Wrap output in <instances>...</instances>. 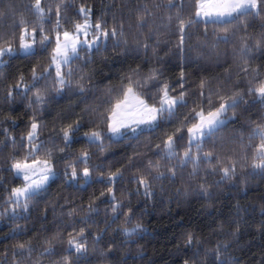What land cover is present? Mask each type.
<instances>
[{"label":"trees","instance_id":"1","mask_svg":"<svg viewBox=\"0 0 264 264\" xmlns=\"http://www.w3.org/2000/svg\"><path fill=\"white\" fill-rule=\"evenodd\" d=\"M66 2L70 7L67 11L62 9L61 16V23L65 28L71 29L73 23L82 19L76 15L79 7H89L92 9L93 18L107 21L109 28L118 26L122 21L124 36L120 39L126 40L127 44L121 43L119 48H114L116 38H110L106 51L102 48L99 53H93L90 61L74 62L72 67L75 74L71 88L66 87L57 93L49 80L46 84L47 103L41 108H28V101L20 97L12 101L5 97L21 74L24 76V82L30 83L33 66H48L51 48L44 51L37 47L35 57L11 59L0 65V127L9 129L17 139L16 145H0V213H3L0 216V264H12V253L15 245L19 243H24L34 250L30 257L19 258L23 264H57L66 256L70 264H184L185 260H188L189 264H192L193 260L195 264H264V179L248 176L250 169L239 172L238 167L239 176L236 180L217 185L219 175L202 170L200 175L205 177L204 181L187 182L179 178L175 183L167 179L155 181L152 183L154 194L147 197L143 194V188L140 192L136 191L138 185L132 175L136 168L128 163L129 158H133L134 163L143 161L145 164L148 160L158 159L156 153L159 150L156 145L161 144L162 147V141L175 132L184 115L200 104L198 85L201 79L210 80L215 87L217 82L227 80L231 76L232 84L224 89L222 95L226 97L232 93V85L236 84L238 79L236 73L240 63L237 55L239 47L243 42L251 45L261 37L264 33V17H249L246 29L239 25H227L230 31L235 30L236 35L230 44H220L216 49L202 47L197 42L204 39L203 24L191 29L193 35L190 39L186 38L185 49L189 60L182 62L176 48L179 38L176 22L173 20L172 24L168 25L166 20L168 15H175V10L170 12L167 9V0ZM32 3L34 0H0V12L4 13L0 18V34H10L13 31V21L20 16L30 23H38L37 18L29 11ZM58 3L59 0H42V6L46 10L53 9L52 23L44 24L46 30L55 26L54 9ZM145 5L153 13L150 23L153 28L158 29L153 33H149L147 28L138 30L135 27L136 12ZM156 5L160 7L157 8ZM191 13L192 5L185 4L181 16L187 19ZM222 27L216 24L208 25L209 42L213 41L214 31L218 32ZM145 43L149 45L147 49L143 47ZM253 56L251 67L258 68L264 76V53L254 52ZM137 67L141 76H147L152 69H158L160 82L170 85L176 83L180 71L183 70L187 81L185 87L189 92L195 93L187 97L188 107L180 109L177 119L172 123L161 122L154 130L142 126L143 134L139 135L138 139L132 138V133H128L129 138L119 142L105 139L103 151L94 144L89 145L87 137L84 136L85 132L100 131L105 136L108 134L107 124L102 122L97 113L109 114L111 105L106 102L109 99V89H115L111 97L114 103L121 88L122 78L130 74V69ZM82 72L90 76V79L86 78L82 82L85 85L83 93L75 86ZM239 87H247L244 74L239 77ZM145 93L155 96V89L149 85ZM148 102L152 104L155 101ZM214 103L218 101L214 99ZM247 108V111L243 108L237 110V121L223 129L220 135L225 141H230L241 132L246 137L250 133L251 121L259 122L264 117V106L257 103L254 106L250 104ZM33 114L41 123L37 142L43 141L52 149V160L60 177L49 182L47 191L30 202L29 212L23 214L27 219L13 220L11 214L5 212L6 208L12 207L8 203V195L12 188L21 186L23 181L14 177L8 170V165L10 158H23L26 154L27 149L19 147V140L21 136L26 135ZM77 120L81 121L80 129L65 151L59 152V148L64 147L60 130ZM12 121H15V124ZM4 139L5 137L0 135V141ZM245 142L247 143V140ZM217 143L219 144V141ZM253 143L258 144L259 140ZM183 144H186V139ZM210 148V144L205 145V151ZM228 148H235L237 152L240 150L235 143H229ZM84 151L91 157L89 167H99L105 174L117 169L123 171L124 179L117 181L113 191L117 201L122 202L121 213L127 214L129 209L132 210L127 223L123 214L113 222L110 210L112 201L107 195L106 184L97 180L83 184L81 180L79 183L83 187H77L76 182L63 178L64 164L68 158L74 159ZM226 153L233 155L228 149ZM248 156V160L242 163L251 164V151ZM234 158L238 159V156ZM82 168L83 165H80V169ZM163 170L162 167L161 171ZM188 170L190 171V167ZM99 174V171L95 172L96 176ZM198 182H206L211 186L210 196L199 194L196 189ZM101 192H105V196L101 197ZM92 201H95L98 212L89 214L88 205ZM73 209L75 214L69 216L68 213ZM89 215L95 222L87 230L90 233L87 253L78 256L75 252L66 251L69 238L67 233L73 226H84L82 221L87 220ZM136 224H140L142 230L132 238H127L123 234V228L130 229ZM17 225L22 231L18 229L13 232ZM237 227L240 231L233 235ZM105 228L102 239L94 244L93 237ZM189 233L194 237L192 245L186 243ZM58 234L63 239L53 241L52 254L42 255L44 241ZM218 248L219 259L216 252ZM194 253L197 255L194 256Z\"/></svg>","mask_w":264,"mask_h":264},{"label":"snow or ice","instance_id":"2","mask_svg":"<svg viewBox=\"0 0 264 264\" xmlns=\"http://www.w3.org/2000/svg\"><path fill=\"white\" fill-rule=\"evenodd\" d=\"M185 4L192 5V13L187 19L181 16ZM68 7L70 4L66 0H59L54 9L55 26L46 30L44 24L52 23L53 9L48 8L46 10L42 6V0H34V3L29 6V11L39 22L30 23L23 16H20L13 21V31L10 34H0V65L6 64L11 59L35 57L37 47L44 51L51 48L48 66L45 68H41L39 65L33 66L30 83H25L24 76L21 74L17 78V83L8 90L5 99L12 101L20 97L28 101V108H33V106L41 108L47 103L46 93L48 89L46 84L49 80L52 81L53 88L57 93L62 92L66 87L71 88L75 74L72 67L74 62L79 60L90 61L93 53H99L102 48L106 51L110 38H116L114 48H119L121 43L127 44L126 40L120 39L124 36L122 21L118 26L114 25L109 28L107 21L93 18L92 9L89 7H79L76 15L82 19L73 23L71 29L65 28L61 23V16L62 9L67 11ZM156 7L158 8L160 5H156ZM166 7L170 12L175 10V15H168L166 20L168 25L172 24L173 20L176 22L179 34L176 48L182 62L189 60L185 54V49L186 38L190 39L193 35L191 29L198 28L203 24L204 39L197 42L202 47L216 49L220 44H230L236 35L235 30L230 31L227 25H239L246 29L248 27L246 21L249 17H264V0H167ZM3 15L4 13L0 12V18ZM152 15V11L146 5L137 10L135 27L138 30L147 28L149 33L158 31L150 23ZM209 24L223 26L220 31H214L212 42H209L207 36ZM143 47L147 49L149 45L145 43ZM254 52L264 53V33L253 44L249 45L247 42H243L239 47L237 55L240 63L237 65L238 72L236 73L238 79L236 84L232 85L233 91L230 95L225 97L222 92L232 84L231 76L227 80L217 82L215 87L212 86L210 80L201 79L198 85L200 104L184 115L183 121L180 122V126L176 128L175 132L162 141V147L161 144L156 145L159 150L156 153L158 159L148 160L145 164L143 161L134 163L133 158H129V165L136 168V172H133L132 175L138 185L137 192L143 188V194L151 197L154 194L152 183L162 179H167L172 183H175L178 178L187 182L204 181L205 177L200 175L202 170L206 173L219 175V180L216 181L217 185L225 181L233 182L238 178L239 172H244L247 169H250L247 172L248 176L253 178L259 176L264 179V117L259 122L251 121L250 133L246 137L241 132L232 137L230 141H225L220 135L230 123L237 121V110L243 108L244 111H247V106L250 104L254 106L258 103L264 106V76L260 74L258 68L251 67ZM217 54L219 55V53ZM241 74H244V78L247 80L245 89L239 87ZM86 78L90 79L89 74L82 72L75 82V86L81 93L85 91V85L82 82ZM186 82L183 70L180 71L176 83L170 85L167 82H160L158 69H152L147 76H141L138 67L130 69V74H126L121 80V88L114 103L111 97L115 89L108 91L109 99L106 102L111 105L108 109L109 114L97 113L102 122L107 124L108 134L105 136L100 131L85 132L84 136L87 137L89 145L94 144L103 151L105 139L110 142H119L129 138L128 133L133 134L132 138L138 139V136L143 134L142 126L154 130L160 126L161 122L172 123L177 119L179 110L188 107L187 97L195 94L189 92L185 87ZM149 85L155 89V96L145 93V89H148ZM146 95L147 98H145ZM214 99L218 103H214ZM149 100L155 102L149 104ZM12 123L15 124V121ZM80 127L81 121L77 120L74 124H69L60 130L64 147L59 148V152L65 151ZM40 129L41 123L33 114L26 135L21 136L19 140V147L21 149L26 148V154L23 158H16L15 156L10 158L8 170L12 172L15 178L23 181L22 186L12 188L8 195V203L12 207L6 208L5 212H9L13 220L17 218L27 219L23 214L29 212L30 202L47 191L49 182L60 177L52 160V149L48 148L43 141L37 142ZM0 135L5 137L4 141H0V145L17 144L16 137L11 134L9 129L0 127ZM185 139L186 144H183ZM256 140H259L258 144L253 143ZM229 143L238 144L239 152L235 148L229 149ZM182 144L183 151L180 150ZM206 144L211 145L207 151H205ZM226 149L231 151L233 155H227ZM250 151L252 162L250 165H246L242 162L248 160ZM40 156L44 158L41 159ZM234 156H238V159ZM61 159L64 160L63 157ZM90 159V154L87 151L77 155L74 159L68 158L64 164L63 178L70 182H76L77 187H83L79 183L81 180L83 184H88L92 180L106 184L107 195L112 201L110 210L113 222L119 218V215L123 214L127 223L132 210L129 209L127 214L121 213L122 202L117 201L113 191V186L117 181L124 179L123 171L117 169L105 174L100 171L99 167H89ZM80 165H83L82 169H80ZM162 167L164 168L163 171H161ZM189 167L190 171L188 170ZM97 171L100 172L99 176L95 175ZM210 187L206 182L196 184V189L203 196L211 195ZM177 191L180 190L177 189ZM185 194H188L187 190ZM100 196H105V192H101ZM97 212L98 208L95 207V201H92L88 205V213ZM74 214L75 209L68 213L69 216ZM2 215L3 213H0V216ZM94 222L89 215L87 220L82 221L84 226L72 227L71 231L67 233L69 238L67 239L66 251L75 252L78 256L87 253L88 234H90L87 230ZM18 229L22 231L17 225L13 232ZM141 230L142 226L136 224L130 229L123 228V234L130 239ZM105 231L106 228L101 229L93 237L94 244L102 239ZM239 231L240 229L237 227L233 235L238 234ZM57 239L62 240L63 237L58 234L52 239L44 241L45 247L42 255L45 253L52 254L53 241ZM193 241L194 237L189 233L186 238L187 245H192ZM33 251L30 246H26L24 243L15 245V250L12 253V264H23L19 258L30 257ZM109 251H111V247H109ZM216 252L217 259H219V248ZM193 255L197 254L194 253ZM57 264H70L69 258L66 256ZM184 264H189V261L185 260ZM192 264H195V260L192 261Z\"/></svg>","mask_w":264,"mask_h":264},{"label":"rangeland","instance_id":"3","mask_svg":"<svg viewBox=\"0 0 264 264\" xmlns=\"http://www.w3.org/2000/svg\"><path fill=\"white\" fill-rule=\"evenodd\" d=\"M149 103V102H148ZM150 104V103H149ZM22 186V185H21ZM18 187H20V186H18Z\"/></svg>","mask_w":264,"mask_h":264}]
</instances>
